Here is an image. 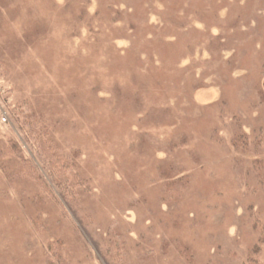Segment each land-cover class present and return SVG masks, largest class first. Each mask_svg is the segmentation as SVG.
I'll return each instance as SVG.
<instances>
[{
	"label": "rangeland",
	"instance_id": "rangeland-1",
	"mask_svg": "<svg viewBox=\"0 0 264 264\" xmlns=\"http://www.w3.org/2000/svg\"><path fill=\"white\" fill-rule=\"evenodd\" d=\"M67 2L0 0V38L35 40L0 69V146L32 102L84 211L0 171V264H243L264 206V0Z\"/></svg>",
	"mask_w": 264,
	"mask_h": 264
},
{
	"label": "trees",
	"instance_id": "trees-1",
	"mask_svg": "<svg viewBox=\"0 0 264 264\" xmlns=\"http://www.w3.org/2000/svg\"><path fill=\"white\" fill-rule=\"evenodd\" d=\"M75 1L68 0L66 4L69 3L76 10L74 4L78 3ZM8 3L12 2L8 1ZM66 4H64L65 7ZM4 10H6L5 7H0V21L4 18L2 15ZM85 12L82 7L78 14L84 15ZM195 17L198 20L201 19L199 15H195ZM84 18L82 19L84 22L89 21ZM162 18V22L166 25L161 31L169 29V22L166 16ZM34 24L37 26L36 22ZM179 24L180 22H177L175 27L179 31L185 30L187 35L188 32L190 33L191 28L195 29L192 26L188 28L187 23L183 26ZM6 28L11 30L13 35L10 38H6V40L0 38L1 70L2 68L5 70L7 66L10 68L12 62L20 61L19 59L22 60V56L25 53L24 50L31 47L35 41L33 38L28 40L25 37L18 39V36L13 31L16 28H9L8 26ZM33 28L35 29L34 26ZM21 30L23 31V29ZM26 32L29 31L27 30ZM29 33L37 39L38 35L34 31ZM153 39L157 40L156 37H153ZM261 70H264V67H260ZM20 101L15 102L13 109L10 111V120L16 135L7 137L3 141V145L0 146V171L9 182L28 181L32 183L39 192L40 200L51 197L57 204L60 202L58 199L60 197L64 202L74 205L75 210L78 212H83L84 210L79 207V203L83 200V194L86 189L85 180L77 172L75 161L61 152L53 134L52 126L38 114L37 108L38 112L35 107H32V102H29V100L27 102L24 100ZM253 167L256 170L258 168V186L262 185L261 189L264 192V157H258ZM172 183L175 190H179L183 186V183L181 184L180 182L179 184L178 182ZM259 210L258 218H254L257 237L255 243L246 254L243 264H264V206ZM31 220L33 221V218ZM51 244L52 241L48 242L46 250L48 254L55 256L50 248ZM180 255L186 263L189 262L190 258L187 252L180 250Z\"/></svg>",
	"mask_w": 264,
	"mask_h": 264
}]
</instances>
